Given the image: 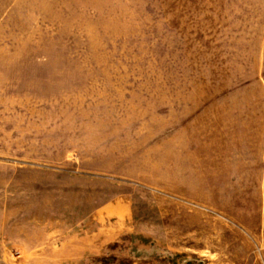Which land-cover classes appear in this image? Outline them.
Instances as JSON below:
<instances>
[{"label":"rangeland","instance_id":"obj_1","mask_svg":"<svg viewBox=\"0 0 264 264\" xmlns=\"http://www.w3.org/2000/svg\"><path fill=\"white\" fill-rule=\"evenodd\" d=\"M0 264H264V0H0Z\"/></svg>","mask_w":264,"mask_h":264},{"label":"crops","instance_id":"obj_2","mask_svg":"<svg viewBox=\"0 0 264 264\" xmlns=\"http://www.w3.org/2000/svg\"><path fill=\"white\" fill-rule=\"evenodd\" d=\"M241 126H243L244 124L240 123ZM230 129H231V126H230Z\"/></svg>","mask_w":264,"mask_h":264}]
</instances>
